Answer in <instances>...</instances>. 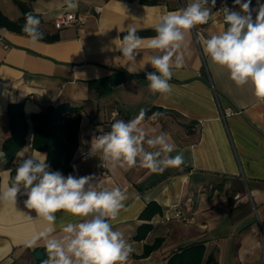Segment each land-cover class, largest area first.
<instances>
[{"label":"crops","instance_id":"1","mask_svg":"<svg viewBox=\"0 0 264 264\" xmlns=\"http://www.w3.org/2000/svg\"><path fill=\"white\" fill-rule=\"evenodd\" d=\"M19 1L41 18L45 34L59 39L33 44L24 34L0 28V150L4 153L11 134V104H22L28 117L68 106L78 112L79 131L71 169L61 173L92 175L99 188L126 191L124 207L110 222L134 248L128 264H264V101L253 95L250 84L237 87L197 41L198 33L208 38L227 25L216 20L197 34L192 29L185 33V63L173 67L172 92L165 97L148 87L146 75L155 69L150 63L142 68L160 53L142 47L129 70L119 45L129 26L137 28L146 45L163 15L192 0H75L76 7L64 10L60 8L65 0ZM251 1L258 7L257 0ZM0 10L12 20L23 16L16 0H0ZM63 11L84 16V23L57 28L54 19ZM142 109L146 116L141 127L150 137L166 132L175 145L171 155L183 153L181 166L160 173L138 165L113 170L99 153L87 157L95 136L110 131L115 119L131 120ZM227 110L234 114L227 115ZM155 112L162 115L151 121ZM28 122L26 144L18 154L28 148L23 158L34 152L47 157L33 148ZM145 149L153 150L147 144ZM18 154L13 165L7 158L0 164V188L11 185ZM26 199L18 195L16 204L0 202V264H42L47 259L45 247L27 244L44 223L25 207ZM175 208L195 223L176 219ZM56 215L58 237L63 225L80 220L64 212ZM147 224L151 230L137 239L140 227ZM39 249L41 260L35 257Z\"/></svg>","mask_w":264,"mask_h":264},{"label":"clouds","instance_id":"2","mask_svg":"<svg viewBox=\"0 0 264 264\" xmlns=\"http://www.w3.org/2000/svg\"><path fill=\"white\" fill-rule=\"evenodd\" d=\"M65 2L68 8L76 7L75 0ZM234 3L240 6L244 15L224 8L226 29L208 38L198 33L197 41L215 65L227 70L229 79L237 87L250 84L253 95L264 101V4L257 0V15L253 20L251 0L244 3L234 0ZM215 4L216 0H211L210 6L208 0H192L178 11L167 12L154 26L156 35L148 38L146 45L144 38L137 35L136 27L127 28V34L120 39L119 50L129 70L137 64L136 56L142 47L160 53L150 56L142 66L150 63L155 69L146 75L153 94L165 97L171 94L169 81L173 67H183L187 55L185 33L197 25L207 24ZM40 24L38 16L25 15L22 31L33 44L44 37ZM161 115L155 112L149 119L156 120ZM145 116L142 109L131 120L115 119L110 131L93 138L87 157H97L99 153V159L113 170H128L138 165L160 173L167 167L181 166L183 153L171 155L175 145L166 132L150 137L141 127ZM145 144L153 150H146ZM26 152L28 148L18 154L20 159L11 185L0 188V202L16 204L18 195L27 197L25 207L34 210L36 218L44 223L43 229L27 242L29 247H45L47 259L42 264H128L134 248L110 222L117 219L124 207L128 198L126 191L119 187L99 188V182L92 175L65 176L60 171H51L46 155L34 152L23 158ZM6 162V156L0 150V164ZM59 212L80 220L63 225V235L58 237L54 235V225Z\"/></svg>","mask_w":264,"mask_h":264},{"label":"trees","instance_id":"3","mask_svg":"<svg viewBox=\"0 0 264 264\" xmlns=\"http://www.w3.org/2000/svg\"><path fill=\"white\" fill-rule=\"evenodd\" d=\"M16 2L21 8L23 16L18 21L12 20L0 10V27L26 35L22 31V27L25 23V15L27 13H33L31 8L24 2L19 0H16ZM141 2L148 4L155 3V1L152 0H141ZM39 19L42 21L40 17ZM58 39L59 37L57 35H47L44 33L43 40L53 42ZM67 111L74 112L75 115L64 120L62 113ZM77 113L76 110L68 106H57L28 117L24 112V106L22 104H11L7 111L11 134L5 140L3 146L8 163L13 165L18 152L25 146L26 138L30 130V124L28 122V119H30L33 133V148L44 151L47 154L46 163L56 171L61 172L70 170V161L77 147V136L79 131V115H77ZM61 121L64 122L61 123ZM12 167L10 183H12L15 177L16 167ZM147 211L149 212V209ZM150 230L151 225L147 224L141 226L136 238L139 240L144 239Z\"/></svg>","mask_w":264,"mask_h":264},{"label":"built area","instance_id":"4","mask_svg":"<svg viewBox=\"0 0 264 264\" xmlns=\"http://www.w3.org/2000/svg\"><path fill=\"white\" fill-rule=\"evenodd\" d=\"M241 2L244 3V2H247V0H241ZM224 8H228L230 11H235V12L240 13L241 15H244L240 6L236 5L234 3V0H216L215 9H214V12L212 14V18L209 20V22L207 24L197 25L196 27H194L192 29L194 34H197L198 30L199 31L203 30L206 26L214 23L216 20H220V21L224 22ZM250 8L253 9L252 17H253V20H255V17L257 15V11H255V9H257L258 7L251 1ZM84 20H85V17L80 15V14H75V13L63 11L55 17L54 22H55V25L57 26V28L62 29V28H67V27H78L84 23ZM226 114L232 115V114H234V112L232 110H227ZM74 115H75V113L71 112V111H67V112L62 113V117L64 120L69 119V118L73 117ZM151 116H152V114H150L149 117H151ZM151 121H154V120H151ZM63 122L64 121H61V123H63ZM102 167L104 168V166H102ZM102 174L104 176H107L105 171H103ZM174 213H175L174 217L176 219L182 220L185 224L195 223V221L192 218H187V217L183 216L182 212L177 208H175ZM166 220L170 221V220H172V218L170 216H167Z\"/></svg>","mask_w":264,"mask_h":264},{"label":"water","instance_id":"5","mask_svg":"<svg viewBox=\"0 0 264 264\" xmlns=\"http://www.w3.org/2000/svg\"><path fill=\"white\" fill-rule=\"evenodd\" d=\"M60 9L64 10V9H69V8H68L67 4H65V5L62 6ZM35 257H36V259H38V260L43 259V253H42V250H41V249H39L38 251H36V253H35Z\"/></svg>","mask_w":264,"mask_h":264}]
</instances>
